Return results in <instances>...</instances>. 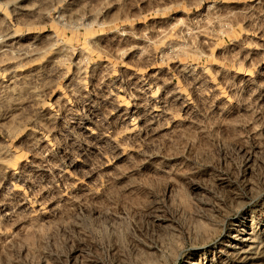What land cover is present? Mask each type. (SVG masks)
Listing matches in <instances>:
<instances>
[{"label":"rangeland","instance_id":"rangeland-1","mask_svg":"<svg viewBox=\"0 0 264 264\" xmlns=\"http://www.w3.org/2000/svg\"><path fill=\"white\" fill-rule=\"evenodd\" d=\"M0 264H264V0H0Z\"/></svg>","mask_w":264,"mask_h":264},{"label":"bare ground","instance_id":"bare-ground-1","mask_svg":"<svg viewBox=\"0 0 264 264\" xmlns=\"http://www.w3.org/2000/svg\"><path fill=\"white\" fill-rule=\"evenodd\" d=\"M239 223V227L243 229L240 230L239 228V234L229 240V247L233 250L236 256H245L251 252L253 249L252 246L257 243L261 232H255L252 228L249 232L246 231L248 221L245 218H241Z\"/></svg>","mask_w":264,"mask_h":264}]
</instances>
